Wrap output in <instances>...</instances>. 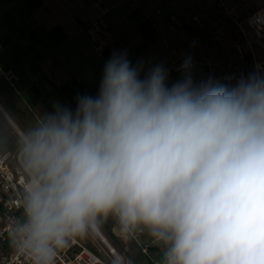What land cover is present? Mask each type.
<instances>
[{
    "label": "clouds",
    "instance_id": "9594fccd",
    "mask_svg": "<svg viewBox=\"0 0 264 264\" xmlns=\"http://www.w3.org/2000/svg\"><path fill=\"white\" fill-rule=\"evenodd\" d=\"M249 24L264 33V9ZM180 68L169 86L162 64L114 53L75 110L21 127L0 105V154L24 177L7 241L28 264H57L109 223L156 264H264V69L226 84L194 82L191 57Z\"/></svg>",
    "mask_w": 264,
    "mask_h": 264
},
{
    "label": "crops",
    "instance_id": "0c3cea01",
    "mask_svg": "<svg viewBox=\"0 0 264 264\" xmlns=\"http://www.w3.org/2000/svg\"><path fill=\"white\" fill-rule=\"evenodd\" d=\"M96 1L0 0V69L18 76L11 85L0 73V105L14 114L21 127L51 112L54 103L75 110L78 95H97L104 66L114 53L126 52L133 65L143 63L145 72L158 64L168 70L172 60L191 57L194 82L202 79L205 67L200 62H236L231 53V58L225 54L236 34L233 30L222 34L228 23L216 3L100 0L96 7ZM169 14L189 22L171 30ZM92 20L114 37L113 48L103 56L95 53L80 31ZM168 71L169 86L183 77V71Z\"/></svg>",
    "mask_w": 264,
    "mask_h": 264
},
{
    "label": "built area",
    "instance_id": "2783aa9c",
    "mask_svg": "<svg viewBox=\"0 0 264 264\" xmlns=\"http://www.w3.org/2000/svg\"><path fill=\"white\" fill-rule=\"evenodd\" d=\"M244 2L245 0H209V3H216L219 6L228 23L222 30V34H229L231 30L236 34V40L225 48L226 56L231 58L230 50L234 48L237 53V59L245 63L246 67L251 63V68L247 70L246 67H241L232 59L220 64L200 62L205 68L202 70V79L198 80L196 83L207 80L209 77H213L220 82H236L241 75L247 76L250 72H253L257 64H260L262 69H264V59H257L254 50V45H256L261 53L264 54V33L257 36L249 24V19L254 14L264 9V6L256 9L243 8L242 4H244ZM99 3L100 0H97L94 4L96 7H99ZM100 10L104 12L106 9L100 8ZM160 11V9L156 10L158 13H160ZM191 19L198 22V24L203 27V23L197 15H192ZM168 20L171 30H176L189 22V20H181L174 14H169ZM80 31L88 39L92 49L98 56H103L106 50L112 49L114 46V37L111 31L102 26L98 20H92L84 24L80 27ZM214 39L219 41V36H216ZM183 61L184 59L172 60L168 66V70L171 72H182L180 66ZM224 69H228V72H223ZM0 73L11 85L18 80V76L12 70L3 71L0 69ZM229 77L232 79H227ZM23 183L24 177L20 173L13 154L11 152L0 154V264H28L27 258L15 253L10 248L7 241V232L10 223L12 220L19 217L21 213V192ZM111 230L117 235L112 227ZM98 236L101 240L104 238L102 242L114 257L115 262H122L123 257L115 247L111 245L108 238L103 235V233ZM123 241L125 243L128 242L125 240ZM134 242L138 245L142 254L149 256V244L145 242ZM111 248L115 251L114 253L111 252ZM156 262L157 260L154 259L153 264H156ZM57 264L111 263L107 257L103 256L102 249L94 243L91 238H83L77 240L67 249L59 253Z\"/></svg>",
    "mask_w": 264,
    "mask_h": 264
},
{
    "label": "rangeland",
    "instance_id": "374dc122",
    "mask_svg": "<svg viewBox=\"0 0 264 264\" xmlns=\"http://www.w3.org/2000/svg\"><path fill=\"white\" fill-rule=\"evenodd\" d=\"M261 6H264V0H245L244 4H242L243 8H249V9H256ZM254 50L256 52L257 59L262 60L264 59V54L261 53L260 49L254 45ZM231 55L236 58V63L243 67L246 65L241 60L237 59V53L234 48L230 50ZM250 64V65H249ZM246 67L247 70L251 68V63H249ZM251 73V72H250ZM3 77V76H2ZM5 80V78L3 77ZM226 84H235V82H222ZM111 223L105 225L103 230V235H105L112 246L115 247V249L119 252V254L123 257V261L116 263L114 260V257L110 254V251L105 246V244L102 242L100 237L98 235L96 236H88L85 237V239L91 238L94 243H96L101 249L103 256L107 257L109 262L111 264H153V260L159 259V250L151 245H149V256L144 255L140 252V248L138 245L132 241V242H124L122 238L115 235L110 227ZM105 229V230H104Z\"/></svg>",
    "mask_w": 264,
    "mask_h": 264
},
{
    "label": "bare ground",
    "instance_id": "6f19581e",
    "mask_svg": "<svg viewBox=\"0 0 264 264\" xmlns=\"http://www.w3.org/2000/svg\"><path fill=\"white\" fill-rule=\"evenodd\" d=\"M102 238V237H101ZM102 240H104V238H102ZM110 248V247H109ZM111 252L114 253L115 251L111 248Z\"/></svg>",
    "mask_w": 264,
    "mask_h": 264
},
{
    "label": "trees",
    "instance_id": "16d2710c",
    "mask_svg": "<svg viewBox=\"0 0 264 264\" xmlns=\"http://www.w3.org/2000/svg\"><path fill=\"white\" fill-rule=\"evenodd\" d=\"M15 55H16V54H15ZM15 55H14V56H15ZM17 58H18V54H17V56L15 57V60H16Z\"/></svg>",
    "mask_w": 264,
    "mask_h": 264
}]
</instances>
